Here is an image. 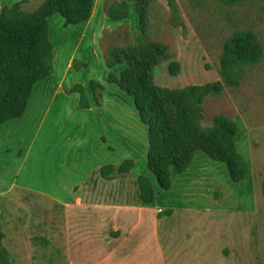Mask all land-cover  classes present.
<instances>
[{"label": "crops", "instance_id": "crops-1", "mask_svg": "<svg viewBox=\"0 0 264 264\" xmlns=\"http://www.w3.org/2000/svg\"><path fill=\"white\" fill-rule=\"evenodd\" d=\"M20 1H24V7L30 4L31 0H0V13L4 6H11ZM104 2L105 0H94L90 19L76 25L65 26L64 18L59 14L49 18L50 39L56 49L54 72L35 85L23 116L0 124V218L14 213L17 216L19 214L18 218L24 219L16 221L14 226L9 223L0 224L4 232L2 243L9 251L13 264H256L260 262L258 252L252 254L251 249L246 247L250 245L245 243L246 239L241 240L242 242L239 239H232L224 244L206 236L189 237L190 225L183 226L184 236L177 235L175 238L171 237L174 234L171 227L164 229V235L157 239L155 250V247H151L150 238L131 236L133 227L126 224L129 220L125 215L134 211L148 212L151 209L150 206H145V203L139 201L136 195L137 178L149 174L143 173L144 171L134 174L136 159L127 152L121 150V159L116 156L119 148L128 150L133 147L135 120L123 119L128 117V113L132 116V111L104 109L103 104L96 105L91 92H87L91 107L79 106L81 109L78 112L84 115L89 113L91 118L89 124L93 120L98 126L95 124L88 126L85 119H78L72 123V134L62 135L61 138L53 140L46 131V140L39 142L43 130L42 124L47 123L49 128H53L58 123L54 119L60 112L58 108L65 106L63 101L67 99L66 95L70 93L68 91L79 83L70 82L69 86H66L65 75L71 71L73 60L78 58L83 62L88 61L85 52H91L95 56L102 53L99 41L104 29L115 30L124 24H130L132 29L133 26H137V17L130 14L122 21L111 20L104 12ZM50 21L57 23L58 29L57 32L54 31V37ZM134 35L136 37V34ZM61 64L65 68V73L59 75L58 68ZM123 67L124 65L121 69ZM116 68L107 67V70L114 71ZM218 79L219 74L216 75L215 81ZM105 95H103L104 103L108 99ZM58 101L61 104H56ZM119 117L122 120H118ZM139 120L141 126L137 124V128L146 133L147 126L140 118ZM96 126L99 131L87 132L88 128ZM249 131L246 128L243 139H246V146L250 149L253 144ZM144 138H147V134ZM236 144L238 148L237 135ZM38 147H40L38 154L45 158L44 173L47 182L45 190H39L37 185L31 183L37 181L38 175L42 172V170L39 172L36 159L29 163L31 155L37 153ZM126 159L135 161L134 167L128 174L119 176L115 172H110L106 177L101 175L103 166L119 165ZM212 160L206 153L197 151L183 173L172 172L171 188L162 190L166 195L164 205L158 204L153 210L157 214L158 225L159 210L163 208L173 210L171 217L178 210L211 211L208 204L203 209L196 207L195 204L204 202L203 200L208 201L207 199L210 198L208 186L216 179V175L210 169L214 163ZM28 163L27 178L31 181L22 183L20 178ZM247 163L249 169L248 160ZM156 191L160 196L159 191L157 189ZM86 213L89 215L86 216ZM86 222L89 224L87 225ZM137 224H140V221ZM128 229L131 231L124 234ZM206 229L205 226L203 230ZM37 235L45 236L52 243V247L41 255V260L38 262L34 260L35 248L31 242V238ZM54 249L60 251V256L57 254L55 256Z\"/></svg>", "mask_w": 264, "mask_h": 264}, {"label": "trees", "instance_id": "trees-1", "mask_svg": "<svg viewBox=\"0 0 264 264\" xmlns=\"http://www.w3.org/2000/svg\"><path fill=\"white\" fill-rule=\"evenodd\" d=\"M151 1L105 0L104 12L113 21L126 19L133 2L139 17V28L135 40L129 26L124 24L115 30L104 29L99 41L109 69L124 65L119 76L110 71L106 80L117 84L131 97L139 118L147 126L148 170L155 176L161 190H169L172 172L183 173L196 152L202 151L211 159L224 162L231 179L239 182L247 174L248 163L237 148L238 123L234 118L219 113L214 116L212 124L203 125L204 101L208 96L225 90L235 93L256 87L255 82L264 74L263 34L251 27L231 29L217 45L215 53L219 79L216 81L179 88L158 86L154 82L153 71L166 55L168 47L148 34ZM247 2L189 0L194 9L214 7L218 12L223 7L231 9ZM23 3L4 6L0 13V124L23 116L35 85L54 72L56 49L50 39L49 18L59 14L64 18L65 26L76 25L90 19L94 6V0H43L36 9L26 10ZM168 3L171 24L174 27L184 26L177 0H168ZM201 40L205 46L207 38L203 33ZM214 44L209 42L206 48L211 56L214 54L212 48L216 47ZM169 70L177 74L180 64L171 62ZM103 91L104 85L93 79L88 87L78 83L68 92L78 93L81 108H90L87 92H91L93 102L101 106ZM246 99V102L249 101ZM134 165L133 159H126L119 165H105L101 168V175L106 177L110 172L126 175ZM136 184L139 201L151 204L156 200L158 193L147 175H140ZM262 192L264 196V178ZM165 212L171 213V210ZM3 237L0 227V264H13L9 251L2 243ZM31 242L37 262L41 260L38 250L42 251V255L52 247L45 236H33ZM54 253L55 256L61 254L57 249Z\"/></svg>", "mask_w": 264, "mask_h": 264}, {"label": "rangeland", "instance_id": "rangeland-1", "mask_svg": "<svg viewBox=\"0 0 264 264\" xmlns=\"http://www.w3.org/2000/svg\"><path fill=\"white\" fill-rule=\"evenodd\" d=\"M42 2L43 0H31L30 4L24 6V9L34 10ZM177 2L185 24L182 27H174L171 24L168 0H152L148 7V34L152 39L168 47L166 55L160 59L153 71L154 82L158 86L179 88L190 84H204L215 81V77L218 75L216 69L217 54L215 53L217 45L231 29L251 27L262 32L264 37V0H248L243 6L231 9L223 7L224 9L221 12H218L214 7L206 10L200 7L194 9L190 6L189 0H177ZM130 11V16L137 17V26H133V29L130 24H126L129 26L134 39V34L137 35L139 28V17L133 2H131ZM128 20L130 19L128 18ZM50 25L54 37V31L57 32L58 29L57 23L50 21ZM201 33L207 38L205 46L201 40ZM209 42H215L214 46H216L215 49L212 48V51H214L212 56L206 52ZM67 54L69 55V53ZM85 54L89 60L83 62L76 58L71 71L65 75L66 86H69L68 83L70 82L78 81L84 87H88L91 80H98L104 85L103 95L106 94L105 96L108 98L105 103L102 101L104 109L132 111V116L128 113V117L123 119H129L130 121L134 119L136 122L133 123V147L128 150L119 148L116 156L121 159L122 156L120 155L123 151L127 152L129 156L131 155L132 158L134 157L136 159V165L133 169L134 174L141 171L149 174L148 177L161 194L160 196L157 194L153 203L145 204V206L151 207L150 211H134L125 215L129 220L126 224L133 227L131 236L150 238L151 247H155V250L157 239L164 235V229L167 230L171 227L174 231L171 237L175 238L177 235L178 237L184 236L183 226L190 225L191 234L188 235L189 237L206 236L212 238L215 242L224 244L232 239H239L240 242L246 239L245 243L250 244L246 247L251 249V253L254 254L257 251L258 253H256L260 255V262L258 261L256 264H264V196L262 192L264 178V74H261L255 82L256 87L245 88L243 92L238 91L235 93L225 90L219 94L208 96L204 101L205 119L203 125L212 124L214 116L219 113H224L237 121L238 149L250 164L245 178L239 182H234L229 175L226 164L211 159L214 163L213 166H210V169L213 170L216 179L208 186L210 198L207 199L208 201L203 200L204 202L195 204L196 207L201 209L208 204L211 211L183 212L178 210L171 217L173 210L171 209V213H166V208H163L159 210L160 223L158 225L156 223L157 214L153 210L158 204L164 205L166 195L160 189L155 176L147 168V138L143 139L147 132L143 133L142 130L137 128V124L141 126V123H138L140 121L139 116L131 97L126 95L117 84L107 82L106 78L110 71L107 70L102 53L100 52L97 55L98 57L91 52H85ZM173 61L180 64V71L177 74H172L169 70V65ZM62 65L58 68L59 75L65 73V68ZM120 71L121 66H117L112 72L119 76ZM66 97L67 99L63 101L65 106H60L58 108L60 112L54 117L58 123L53 128H49L47 123L42 124L43 130L39 142L46 140V131L49 132L53 140L61 138L62 135L72 134V123L78 119H85L88 126L95 124L93 120L89 124L91 119L89 113L84 115V113L78 112L81 109L78 104V93L70 92ZM246 98L249 99L247 101L249 104L246 102ZM56 104H61V102L58 101ZM63 109L67 112H63ZM117 119L122 120L120 117ZM111 120L114 122L113 118ZM95 125L98 126L97 123ZM97 126L88 128L87 132L99 131L100 129ZM246 128L250 130L253 144V146L250 144L251 150L246 146V139H243ZM37 149V153L31 155L29 163L36 159L39 172L42 170L41 174L38 175L37 181L28 180V163L23 169L20 179L22 183H30L29 181H31V183L38 186L39 190H45L47 183L44 173L45 158L38 154L40 147ZM88 215L86 213V216ZM18 217L19 214L17 216L14 213L4 215L0 218V224L7 225L9 223L14 226L16 221L24 220ZM139 221L140 224H137ZM86 223L89 224V222ZM205 226L207 229L203 230ZM130 231L131 229H128L126 233H123L127 234ZM41 252L38 250L39 257H41Z\"/></svg>", "mask_w": 264, "mask_h": 264}]
</instances>
